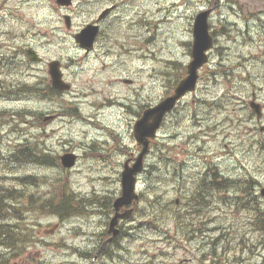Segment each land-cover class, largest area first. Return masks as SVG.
<instances>
[{"label":"rangeland","instance_id":"1","mask_svg":"<svg viewBox=\"0 0 264 264\" xmlns=\"http://www.w3.org/2000/svg\"><path fill=\"white\" fill-rule=\"evenodd\" d=\"M92 1L73 0L71 6H60L53 0H0V17L7 14L0 18V30L7 32L14 41L24 40V44L34 47L45 61H60L64 79L72 87L70 91L54 94L48 90L47 83L24 76L25 66L19 64L11 71L15 72L14 85L0 86V92L14 90L13 99L7 103L0 101V126L14 128L0 129V141L7 144L9 140L11 155L15 149L13 143L22 139L20 135L28 134V138L41 142V146H48L54 158L65 157L66 151L81 156L79 167L70 173L33 165L17 168L3 159L0 163L3 178H9L7 175L12 171L21 174L18 177L29 174L39 177L38 186L31 190L35 197L43 198L47 192L60 197L65 188L94 201H100L103 196L116 198L119 195L122 164L118 161L125 145L133 146V143L127 141L119 145L114 142L102 146L106 137L99 131V126L104 124L100 117L105 115L106 120L115 125L114 129H121L119 134L122 135L125 123L129 127L131 118L126 115L123 119L122 114L119 117L114 109L111 110L112 106L116 107V99L134 97L143 103L154 101L155 104L173 93L177 79L183 77L181 65L186 67L191 60L194 18L204 6L213 5V0H136L135 5L133 0H127L124 5L128 8L141 9L139 20L150 27L149 34L145 31L135 37L127 28L119 42L114 41L115 48L101 46L97 56L86 57L73 34L86 23V16L79 17L76 13L81 12L82 5L91 6ZM236 1L247 11L245 16L234 12L231 0H222L212 7L210 25L216 33L217 45L210 54L209 66L201 70L196 92L181 101L176 118H172V123L168 122L166 130L160 133L163 160L154 152L146 165V174L140 184L145 194L136 208L134 220L127 227L132 230L131 235L122 239L121 247L114 248L115 259L105 256L96 264H203L206 253L211 257L205 259V264H264V229L260 228L263 223L254 224L256 212H264V197L261 196L264 149L257 146L258 136L251 131L254 117L249 107V102L255 98L262 105L264 115V0ZM65 14L77 16L72 18L71 28L65 24ZM133 14L129 9L127 21ZM3 43L0 37V50ZM248 75L252 83L246 80ZM107 100L113 102H105ZM6 106L13 114L4 113ZM58 113H62V119L55 120L57 116L54 121L43 120ZM254 125L256 127V122ZM193 129L202 130L194 132ZM205 129L215 130L207 138L208 130ZM170 135L175 136L171 143ZM189 135L197 138L192 155L187 156L189 147L185 140ZM116 136L114 132L113 138ZM260 137L264 138L263 133ZM164 144L171 147L170 150ZM7 149L8 146L3 147L4 151ZM2 156L0 152V159ZM205 156L210 159L205 161ZM3 158L8 157L4 155ZM210 160L219 171L229 169V172L211 179L215 181L211 187L216 188L208 194L211 199L217 197L219 206L190 216V219L203 217L197 225L212 230L211 234L201 237L200 243L187 242L182 234L187 237V232L198 226L195 228L188 223L178 234L173 220L177 209L173 207L180 205L181 194L197 192L188 191L186 187L196 183L194 176L213 169ZM200 162L204 165H199ZM241 162L249 169L250 189L244 188L246 184L242 183L247 182L239 177L242 167H246L241 166ZM151 165L154 173L147 171ZM155 194L162 197V204L169 205V211L155 210L156 207L147 202L146 198H153ZM243 198L249 207L241 206ZM210 205L216 204L211 202ZM28 212L24 225L29 230L25 236L29 242L23 246L25 254L19 262L91 264L94 252L102 244L98 234L107 229L106 215L90 214L62 221L45 213ZM152 213L154 217L148 218ZM153 221L160 223L159 226L153 228ZM199 235L200 232L195 238ZM213 246L218 249L217 258H213L209 250ZM9 250L0 247L2 256ZM22 252L18 251L17 256Z\"/></svg>","mask_w":264,"mask_h":264},{"label":"flooded vegetation","instance_id":"2","mask_svg":"<svg viewBox=\"0 0 264 264\" xmlns=\"http://www.w3.org/2000/svg\"><path fill=\"white\" fill-rule=\"evenodd\" d=\"M126 1L127 0H93L91 3V6L82 5V7L80 8L81 12L76 13V15L79 17L80 16H86V23H84L81 26V28L73 34V39H74L75 35L78 34V32H80L82 29H84L88 25H92L93 27H97L96 37L93 41L92 52L86 53L84 50H82L86 57H90V56H94V55L97 56L98 55L97 49H98V47H101V46H105L104 48L108 47L109 49L115 48L116 42H119V40L121 39L120 36L123 34L124 31L127 30V28L129 29V31L131 33H133V35L135 37L141 36L143 34V29L145 31L151 30L149 26L144 25L139 20V18H142L141 10H135V9H133V7L128 8L127 6L124 5ZM145 1L151 2L152 0H145ZM132 2H133V5H135L136 0H133ZM129 9H132L134 14L130 17L129 21H127L128 20L127 13L129 11ZM6 16H7V14H5L4 17H0V18H5ZM70 16H72V15H70ZM77 16H74L71 18H73V20H74ZM125 21L127 24L129 23L128 27H126ZM3 36H5V37H3ZM0 37H1L2 41L4 42L3 47L0 50V86L7 84V83L14 85V83H15V72L12 73L11 71H15L14 70L15 64H19V65L25 66L24 70L22 71V74L24 76H28V77L32 76V78L40 80L43 84L47 83L49 90H51L54 94L57 92H60V91H58V89H55L51 86V80H50L49 69H48L49 68V62L45 61V59L43 57L41 58L38 51L34 47H32L31 45L24 44V40L14 41V39H12L7 32L2 31V30H0ZM114 41H116V42H114ZM32 49L36 53L38 59H40V60L43 59V61L32 62L30 60L28 51L32 50ZM38 77H40V78L38 79ZM8 91H10V92L6 93L4 90H2L0 92V101L1 102L7 103L8 100L14 98V90L8 89ZM105 102H113V101L107 100ZM135 104H139V107L135 106ZM143 104L146 105L145 108H143ZM152 105H153V103H151V104L143 103L141 101V99L135 100L134 97H132L130 100H127V97H125V99H123V100L116 99V107L112 106L111 110L114 109L119 117L122 114L123 119L126 118V115L129 119L131 118V123H130L129 127L125 123V125H124L125 132L122 135L119 134V131L121 129H114L115 125L110 123L109 120H106L105 115H102L100 117V120L102 122H104V124H103V126H99V128H100L99 131H103V133L106 137V141L102 143V146H106L107 144L114 143V142H116V144H119V145H122V144H124V142H127V141H131L133 143V146L125 145V147L127 149L125 148V150L123 151V155L122 156L120 155L121 160H119L118 163L122 164V167H124V164H126V163H128L129 166H132L135 163L136 157L139 155V153L141 151V146H139L137 144L135 137L133 135L134 124H135L136 120L142 115L144 109H146ZM4 113H6L7 115H9V113L13 114V110L9 109V107L6 106V107H4ZM174 113L175 112H173L172 114H174ZM57 116H59V117L56 118ZM44 119L45 120H53V121H54V119L55 120L62 119V113H58V114L52 115V116H46L43 118V120ZM128 128H130V129H128ZM0 129H14V128L10 127L9 125H6V126H0ZM41 129H43V128L41 127ZM196 130L201 131L202 129H196ZM205 130H208L206 133H207L208 138H209L215 129H205ZM161 131H163V129ZM110 132H112V135ZM114 132H117L118 136H116V138H113ZM10 135H13V131L11 132ZM171 138H174V136H171ZM110 140H112V142H109ZM98 141H100V138H98ZM156 142H160L159 137L157 138ZM7 143L9 144V140L7 141ZM195 143H196V141L194 140L193 136H189L185 140V144L188 145V147H189V150L187 151L188 153H186L187 156L192 155L191 153H193V151H194L193 147L195 146ZM29 145H30V143L26 142V146H29ZM42 147H43V153L50 156L49 157L50 163L48 165H55L58 162V159L53 157L54 154L51 151V149L45 145H43ZM170 148L171 147H169V150H170ZM11 149H12V147H11ZM98 149H99V147H98ZM0 152L3 155H5V151L3 150V147L1 145H0ZM66 152L69 153V151H66ZM153 153H154V141H151L150 153L147 156L145 165H147V163L149 162V159L152 157ZM201 154H202L201 152L198 153L199 159L203 158V157H200ZM156 155L159 156V158L162 157V155H160V152H157ZM80 159H81V156L79 155L78 160H80ZM208 159H210V158L205 156L204 160L206 161ZM107 160H109V159H107ZM210 162L212 164H214V162H212L211 160H210ZM184 164H187V162H184ZM199 165H204V162H200ZM171 166L174 167L175 164H172ZM202 172H204V170ZM120 175H121V171H120ZM203 175H204V177H203ZM205 175H207V178ZM217 175H218V169H217L216 164H214L213 169H209L207 174L203 173V174L198 175V177L200 179H197L198 177L194 176V180L196 181V183L192 186H187L186 190L192 191V192L197 191V192L195 194H190V193L181 194L180 195V200H181L180 205H178V206L175 205L174 209H177V210H174V212H177V214H184V219L187 220L189 223H191L194 226L199 224L200 222H202L203 217H195V218L192 217L190 219V217L188 215L189 214L194 215V214L200 213L202 211H211L213 209H216V207L219 206L216 199H214V200L209 199V206L197 205L193 202V200L196 199L195 197L197 194L205 192L206 190L212 191L213 187H211V184L215 183V181H213L211 179L213 177L216 178ZM143 179H144V175H142L140 178L139 189H140L141 181ZM5 180L7 182L9 181L8 178ZM140 192H141V195L145 194L143 191H141V189H140ZM172 194L177 196V194H174V193H172ZM176 202L179 203L178 199L176 200ZM211 202H213L216 205H210ZM125 210H126V208H122L120 210V212H124ZM98 211H100V210H98ZM175 219H176V216L173 217L174 222H175ZM131 220L133 221L134 218H131ZM123 224H124V222L119 223L118 229L120 230V236H119V238H117L113 242L119 243L120 240L127 235V233H126L127 231H126L125 226H129V225L125 224V226H124ZM176 229H178V228H176ZM211 231L212 230H208L206 228H201L199 231L200 232L199 238L198 239L194 238L193 242L200 243L202 240L201 237H204L205 234L210 233ZM179 233H180V230L178 231V234ZM210 234H209V236H210ZM100 235H102V234H98V236H100ZM182 235L188 241V238H189L188 234H187V237L184 235V233ZM103 237L108 238V237H110V235L106 231V233L103 234ZM214 241H218V240L215 239ZM205 259H207V253L204 256V261H202L203 264L206 263Z\"/></svg>","mask_w":264,"mask_h":264},{"label":"water","instance_id":"3","mask_svg":"<svg viewBox=\"0 0 264 264\" xmlns=\"http://www.w3.org/2000/svg\"><path fill=\"white\" fill-rule=\"evenodd\" d=\"M60 6H70L72 0H55ZM211 10L200 12L194 19L193 24V41L191 46V62L187 65L186 76L179 81L175 87L174 93L170 96L162 99L157 105L144 111L141 118L134 125V137L138 145L142 147V150L138 157L135 159V163L129 166L128 163L124 165V170L121 173V196L117 198L114 203L115 215L111 219L108 227V233L112 237L103 244L98 250L94 259L104 251L108 242L116 239L120 235L118 229V223L120 220H129L134 212L133 205L140 199L136 190L138 188V178L144 169V159L150 151V143L156 137L157 132L161 129V125L166 115L169 114L176 106L178 100L188 93L196 91L199 70L208 63V52L214 46L213 36L210 34L209 29V16ZM66 25L71 27V19L69 16L65 17ZM97 27L92 25L86 26L80 34L75 36L76 42L80 44V47L86 49L87 52L93 50V41L96 37ZM30 60L32 62H40L34 50L28 51ZM49 74L51 82L55 89L68 90L70 85L63 80V74L61 70V64L59 61L54 60L49 64ZM251 109H253L258 116L261 114L260 105L254 102L250 103ZM264 131V128H261ZM62 164L66 168H71L75 165L74 155H66L62 158ZM264 196V189L262 190ZM128 207L123 213H120L121 208Z\"/></svg>","mask_w":264,"mask_h":264},{"label":"trees","instance_id":"4","mask_svg":"<svg viewBox=\"0 0 264 264\" xmlns=\"http://www.w3.org/2000/svg\"><path fill=\"white\" fill-rule=\"evenodd\" d=\"M219 72L221 73L223 71ZM215 73L216 72L214 71L211 72L212 75H215ZM246 80L251 83L253 82L250 75L246 77ZM262 147L264 148V143H262ZM26 151L31 154L30 156H33V161L36 160L46 164L50 163L46 156L36 151V148L34 146H26ZM25 154L27 153H22V155L19 156L15 155V157H21V159L16 160L19 162L30 161L29 155ZM20 165L31 167L28 163L10 164V166L14 167H18ZM56 166H58V164H56ZM148 172L154 173V166H149ZM10 173L18 174L17 172L13 171ZM25 181L28 182L27 185H29L27 188L31 187L29 188L30 194H26L25 191H23L27 189L26 187H24L25 185L19 186L15 184V186L9 187L7 181L0 176V246L5 245V248L7 250L10 249L14 252L12 253L11 251H9L4 256H2L0 252V264H11L14 260H18L19 258H22L24 256L25 252L23 246L26 242H29L28 238L25 237L28 234L27 232H29V230L24 225L26 217L29 214L28 211H34V213L40 212L55 215V217H58L61 220H66L78 214H86L85 216H88L93 212H97L98 210H100L98 212L103 211V214L106 216L110 215V213L113 212L111 196H103L100 201H94L91 197H79L77 194L71 193L69 188H65L60 194V197H57L55 194L50 193L46 194V196H44L43 198H39V195H37L36 197L31 195V190L34 189L35 186H38V178L32 180L31 178L21 177L19 178V180H17L18 184L24 183ZM245 188L249 189L250 187L246 186ZM155 195L156 196L153 197L152 200H148L150 205L156 207L155 210H158L160 212L166 211L169 205L162 204L160 201L162 197L158 194ZM199 197L206 198L205 196L200 194ZM105 204H108V207ZM199 204L208 205L205 199L199 201ZM241 204L244 207L250 206V204L245 200H242ZM91 207L96 208L95 210L93 209L94 211H90ZM104 208L106 210H103ZM148 217L153 218L154 213L148 215ZM176 219L178 226L181 227L186 224V220H183V214L177 215ZM259 222L263 223L262 227L260 228L264 229V212L262 211H257L254 217V224ZM18 251L23 252L20 253L17 257ZM211 253L212 257L218 256L217 248L213 246Z\"/></svg>","mask_w":264,"mask_h":264},{"label":"bare ground","instance_id":"5","mask_svg":"<svg viewBox=\"0 0 264 264\" xmlns=\"http://www.w3.org/2000/svg\"><path fill=\"white\" fill-rule=\"evenodd\" d=\"M108 24V23H107ZM106 28V27H105ZM109 28V27H108ZM108 31V30H107ZM111 32V31H110ZM140 99V98H139ZM12 114V113H11ZM222 116V115H221ZM13 117V116H12ZM15 119V118H14ZM13 121V120H12ZM11 121V122H12ZM164 143V142H163ZM166 143V142H165ZM160 144V143H159ZM0 145L2 146V147H5V146H8V149H7V151H5V155L8 157V158H3V156L1 157V159H0V163H2V160L4 159L6 162H8L9 164H15V163H17V164H19V163H28L29 165H31V162H33V156H30L31 154H29V153H27V154H25V155H29V158H30V161H21V162H19V161H17L16 159H21V157H15V155H11V145L10 144H6L5 142H3V141H0ZM161 145V144H160ZM161 147H162V145H161ZM164 150V149H163ZM163 153V152H162ZM250 154V153H249ZM249 154H248V156H249ZM24 155V156H25ZM93 156V155H92ZM24 165V164H23ZM21 166V165H20ZM19 167V166H18ZM17 167V168H18ZM12 174H14V173H9L7 176L9 177L8 179H9V181L7 182V184H8V186L9 187H13V186H15V184H17V185H19V186H21V185H25L24 187H28L29 185H27V183L28 182H24V183H21V184H18V182H17V180H19V178H21V177H18L19 175H21V174H14V175H12ZM27 174H29V173H27ZM225 174V173H224ZM2 177V176H1ZM23 177H25V178H31L32 180H35L36 178H38V180H39V177L36 175V174H29V175H26V176H23ZM230 181V180H229ZM222 182V181H221ZM38 183V182H37ZM227 183V182H226ZM229 184V183H228ZM28 190H29V188H27ZM26 194H30V190L29 191H27V192H25ZM12 202V201H11ZM107 202V201H106ZM105 202V203H106ZM90 203V202H89ZM98 203V202H97ZM11 204V203H10ZM101 204V203H100ZM106 206L108 205V204H105ZM104 205V206H105ZM10 206V205H9ZM103 206V207H104ZM259 206V205H258ZM108 207V206H107ZM217 212V211H216ZM135 227V226H134ZM136 228V227H135ZM234 231V230H233ZM122 232V231H121ZM123 233V232H122ZM128 233V232H127ZM129 234V233H128ZM126 235V234H125ZM128 237V236H127ZM119 238V237H118ZM124 238V237H123ZM9 251H11L12 253H14L12 250H9ZM18 257V256H17ZM20 260L22 259V258H19ZM14 261H17V260H14ZM19 261V260H18ZM20 263H21V261H20ZM22 264V263H21Z\"/></svg>","mask_w":264,"mask_h":264}]
</instances>
